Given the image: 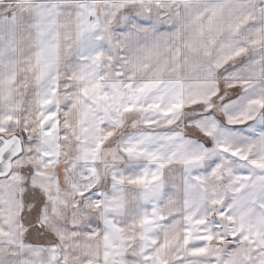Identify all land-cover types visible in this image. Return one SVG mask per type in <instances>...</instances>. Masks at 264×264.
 <instances>
[{
	"label": "snow or ice",
	"instance_id": "1",
	"mask_svg": "<svg viewBox=\"0 0 264 264\" xmlns=\"http://www.w3.org/2000/svg\"><path fill=\"white\" fill-rule=\"evenodd\" d=\"M0 264H264V0H0Z\"/></svg>",
	"mask_w": 264,
	"mask_h": 264
}]
</instances>
